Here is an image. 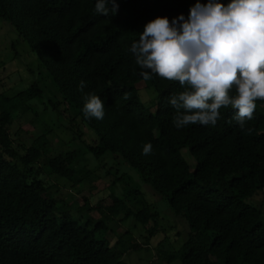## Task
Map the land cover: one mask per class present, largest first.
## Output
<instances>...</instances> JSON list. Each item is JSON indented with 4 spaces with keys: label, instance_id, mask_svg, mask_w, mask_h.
<instances>
[{
    "label": "trees",
    "instance_id": "obj_1",
    "mask_svg": "<svg viewBox=\"0 0 264 264\" xmlns=\"http://www.w3.org/2000/svg\"><path fill=\"white\" fill-rule=\"evenodd\" d=\"M95 2L0 0V18L36 53L57 90L43 109L58 114L65 130L84 145L51 153L48 123L29 143L10 131L17 116L35 112L32 101L44 95L38 82L0 93V264H130L123 255L142 246L128 230L111 245L115 235L109 221L131 217L145 229V244L162 231L154 208L133 209L126 202L140 194L137 189L126 190L124 197L107 192L95 203L80 198L75 211L93 206L102 215L93 227L90 219L80 224L71 216L72 204L55 198L46 175L64 177L73 188L97 179L84 161L87 153L119 157L142 183L166 198L174 213L184 214L188 236L177 249L159 250L165 262L264 264L263 203L251 200L264 191V101L256 102L244 130L231 107L220 109L215 125L177 129L169 98L182 87L154 74L143 79L130 49L148 21L157 16L171 21L180 14L187 18L196 0H117V11L106 16L96 13ZM140 80L157 93L154 112L139 99L135 84ZM89 94L102 99V120L84 115ZM83 125L95 132L92 142L82 138ZM148 142L153 150L144 155ZM184 149L194 160L192 170ZM107 197L111 202L103 204ZM100 230L108 237L96 238Z\"/></svg>",
    "mask_w": 264,
    "mask_h": 264
},
{
    "label": "clouds",
    "instance_id": "obj_2",
    "mask_svg": "<svg viewBox=\"0 0 264 264\" xmlns=\"http://www.w3.org/2000/svg\"><path fill=\"white\" fill-rule=\"evenodd\" d=\"M117 9V0L95 2L98 14L106 16ZM130 50L143 79L154 74L182 87L169 98L177 129L197 123L215 125L220 109L231 107L244 130L245 122L254 116L256 102L264 101V0H230L227 4L196 0L187 18L180 14L171 21L167 16L148 21ZM84 87L81 81L80 90ZM83 112L102 120L100 96L89 94ZM152 150V144L145 143L142 154Z\"/></svg>",
    "mask_w": 264,
    "mask_h": 264
},
{
    "label": "rangeland",
    "instance_id": "obj_3",
    "mask_svg": "<svg viewBox=\"0 0 264 264\" xmlns=\"http://www.w3.org/2000/svg\"><path fill=\"white\" fill-rule=\"evenodd\" d=\"M32 82H38L43 89V98L32 101L35 112H27L17 116L11 125L10 131L25 142L29 143L31 139L41 134L44 124L48 123L52 129L48 134V148L51 153L56 154L61 149H74L83 147V143L73 139L71 134L65 130L64 120L51 111H45L44 102L48 97H54L57 92L52 85L50 77L46 71L39 66L37 55L31 51L28 43L22 40L13 26L6 20L0 18V93L11 94L26 88ZM138 90L139 99L147 106L151 112L156 109L157 93L150 87L146 86L144 80L135 84ZM83 130V139L86 142H92L96 139L95 132L86 125L81 126ZM183 156L188 162L189 169L194 168V160L183 150ZM84 161L88 169L98 175V178L79 184L75 188L71 187L69 181L64 177L55 175H46L49 182L54 184L51 192L55 198L62 201L70 202L72 207L69 208L71 216L80 224L85 223L87 219L93 221L91 227L102 218V215L93 207L86 210L82 208L79 212L75 211L76 206L81 205L80 198L86 197L92 203L97 202L102 195L107 192H114L120 197L128 189H137L140 194L136 198L130 197L126 202L133 209L149 205L159 213L158 225L161 232L147 241V233L141 227L140 223L135 222L131 217L123 220L115 219L109 221L108 229L115 235L109 239L111 245L114 244L116 236L123 234L127 230L133 237V242L141 244L137 250H129L123 255V259L130 264H181L179 260L165 262L159 255V250L177 249L186 240L188 236V223L183 213H174L168 206L167 200L162 195L155 193L151 187L142 183L133 168L127 165L117 156L105 153L101 158H95L87 153ZM118 177L120 179H115ZM252 201L262 202L264 211V191L258 192ZM103 204H109L111 200L107 197L102 201ZM122 218V214L118 216ZM103 219V218H102ZM96 238L108 237L104 230L95 231ZM162 239V240H161ZM162 241L161 244L158 241Z\"/></svg>",
    "mask_w": 264,
    "mask_h": 264
}]
</instances>
